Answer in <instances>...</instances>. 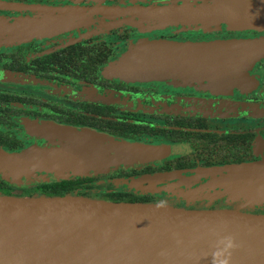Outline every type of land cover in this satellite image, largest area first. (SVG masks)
Listing matches in <instances>:
<instances>
[{
  "label": "flooded vegetation",
  "instance_id": "flooded-vegetation-1",
  "mask_svg": "<svg viewBox=\"0 0 264 264\" xmlns=\"http://www.w3.org/2000/svg\"><path fill=\"white\" fill-rule=\"evenodd\" d=\"M0 19L16 36L0 41V150L45 144L48 125L170 148L160 159L92 172L87 177L102 175L98 184L112 186L73 195L187 208L175 190L146 192L134 181L264 160V53L216 60L231 67L211 73L137 78L118 70L142 43L263 39L264 0H0ZM4 168L0 162V194L56 196L43 188L52 180L45 172L13 177Z\"/></svg>",
  "mask_w": 264,
  "mask_h": 264
},
{
  "label": "water",
  "instance_id": "water-1",
  "mask_svg": "<svg viewBox=\"0 0 264 264\" xmlns=\"http://www.w3.org/2000/svg\"><path fill=\"white\" fill-rule=\"evenodd\" d=\"M7 24L0 19V41L16 37ZM158 51L160 55L147 60L129 55L122 67L137 78L171 69L211 73L231 67L218 66L216 60L223 63L234 55L248 60L263 54L264 38L177 44ZM47 128L48 141L42 146L17 153L0 150L6 173L19 177L45 172L62 180L170 154L165 146L85 127ZM139 183H146L148 191L175 190L180 196L236 189L258 198L264 194V160L147 173L134 181ZM0 264H264V214L72 194H0Z\"/></svg>",
  "mask_w": 264,
  "mask_h": 264
},
{
  "label": "rangeland",
  "instance_id": "rangeland-1",
  "mask_svg": "<svg viewBox=\"0 0 264 264\" xmlns=\"http://www.w3.org/2000/svg\"><path fill=\"white\" fill-rule=\"evenodd\" d=\"M139 47H140V50L132 51L130 53V56L129 55L128 56L131 58L133 57L140 58L142 56V58H145L147 60L154 55H159L158 50L162 48V46L158 44H145V43H142L141 45H139ZM122 66L123 65L121 64L119 65V68H118L119 72L122 75L128 76L126 73V70ZM171 70L175 71L173 69ZM162 72L164 71H160L155 76L159 77ZM145 77H150V76H145ZM106 172H100L99 174H103ZM119 183H123V182L120 181ZM146 192H148V190ZM249 195H252V194H249ZM249 195L247 196V195L241 194L240 191L233 189V190H230L229 192L216 194V195H211V193L206 194L204 196L181 195V196H177V198L178 197L181 198L180 201H182L183 205L191 209L233 208V209H240L245 212L264 214V194L258 198H255Z\"/></svg>",
  "mask_w": 264,
  "mask_h": 264
},
{
  "label": "trees",
  "instance_id": "trees-1",
  "mask_svg": "<svg viewBox=\"0 0 264 264\" xmlns=\"http://www.w3.org/2000/svg\"><path fill=\"white\" fill-rule=\"evenodd\" d=\"M100 177V175L92 177H87V175H85L62 180L52 179L49 183L47 182L43 188L48 195L58 196L72 194L75 193L76 190H78V193L87 192L90 191L92 187L105 190L106 187L112 186L110 183L98 184Z\"/></svg>",
  "mask_w": 264,
  "mask_h": 264
}]
</instances>
